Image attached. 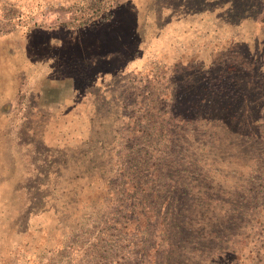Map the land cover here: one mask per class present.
<instances>
[{
	"label": "rangeland",
	"instance_id": "rangeland-1",
	"mask_svg": "<svg viewBox=\"0 0 264 264\" xmlns=\"http://www.w3.org/2000/svg\"><path fill=\"white\" fill-rule=\"evenodd\" d=\"M240 96L264 0H0V264H264V118H206Z\"/></svg>",
	"mask_w": 264,
	"mask_h": 264
},
{
	"label": "trees",
	"instance_id": "trees-1",
	"mask_svg": "<svg viewBox=\"0 0 264 264\" xmlns=\"http://www.w3.org/2000/svg\"><path fill=\"white\" fill-rule=\"evenodd\" d=\"M263 103H264L263 98H255L252 101V100H248L247 98L242 97V96H240L239 98H236V99H229L228 101H220V102H217L216 107L221 108V106H222L221 111L216 110L215 112H219V113H215V112L208 113L206 115V118L208 121H212V122L218 121V122L222 123V125L226 126V128L228 130H232V131L237 130L238 131V128L241 125H243V126L251 125V124L259 122L261 119H263L264 117H263V115H261L262 111L261 110L257 111L256 115H253L252 110L248 111V113H246V112H231V113H229L227 111H224L225 105L227 104L229 106L231 104H234L236 106L235 108L239 109L238 111H241V110L245 109L246 105H250V104H254L255 107H257L258 109H259L258 106H260L261 107L260 109H262ZM243 106H244V108H243ZM242 117H244V121H242ZM262 135L263 134H261V136ZM258 137H259V135H258ZM234 196H236L240 200L239 203H237V205H236L237 206L236 209H234V212L236 210H238L237 214L235 216H234V214L230 215V213L233 212L232 208L230 207V204H229L230 209H225L223 211L225 212L226 215L230 216V217H227L225 219V221L232 222V220H233L237 223V226H239V224L244 221V218L246 216V214H245V208H246L245 202H249L250 205H252V203H251V200L248 199L247 195H244V194L241 195V193H237V195L235 194ZM236 197L234 198V201H235ZM174 208L176 210L175 206H174ZM175 210H174V216L177 218H179V215H182V212H184V211H182L183 210L182 207L177 208V210H180V213H178V215L176 214L177 211H175ZM190 211H192V210H187L188 213H186V215H190L191 214ZM189 225L192 226L193 224H189ZM221 225L224 226L225 224H221ZM184 230H186L188 232L197 231V229L194 230V229H191L187 226L185 227ZM236 253H237V251H232L229 255L234 256ZM220 257L222 259L226 258V254H224V252H220ZM187 260H188L187 264H196L197 263V262L190 261V258H187Z\"/></svg>",
	"mask_w": 264,
	"mask_h": 264
}]
</instances>
